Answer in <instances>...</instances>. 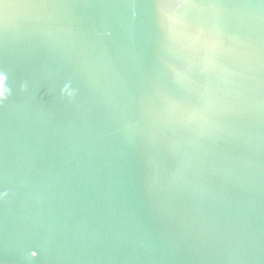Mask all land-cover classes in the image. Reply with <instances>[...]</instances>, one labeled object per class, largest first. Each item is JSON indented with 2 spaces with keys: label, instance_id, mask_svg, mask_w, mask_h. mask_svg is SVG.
Here are the masks:
<instances>
[{
  "label": "water",
  "instance_id": "95a60500",
  "mask_svg": "<svg viewBox=\"0 0 264 264\" xmlns=\"http://www.w3.org/2000/svg\"><path fill=\"white\" fill-rule=\"evenodd\" d=\"M0 264H264V0H0Z\"/></svg>",
  "mask_w": 264,
  "mask_h": 264
},
{
  "label": "snow or ice",
  "instance_id": "6c2138e0",
  "mask_svg": "<svg viewBox=\"0 0 264 264\" xmlns=\"http://www.w3.org/2000/svg\"><path fill=\"white\" fill-rule=\"evenodd\" d=\"M183 77L180 74H177V82H182L183 81Z\"/></svg>",
  "mask_w": 264,
  "mask_h": 264
}]
</instances>
